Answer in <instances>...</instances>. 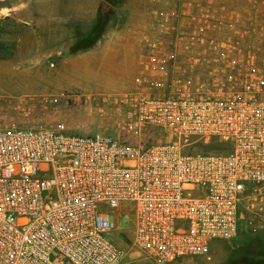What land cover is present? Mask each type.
I'll return each instance as SVG.
<instances>
[{"label":"built area","instance_id":"2783aa9c","mask_svg":"<svg viewBox=\"0 0 264 264\" xmlns=\"http://www.w3.org/2000/svg\"><path fill=\"white\" fill-rule=\"evenodd\" d=\"M181 1L151 5L114 99L134 142L0 125V264H176L264 226V0Z\"/></svg>","mask_w":264,"mask_h":264},{"label":"rangeland","instance_id":"374dc122","mask_svg":"<svg viewBox=\"0 0 264 264\" xmlns=\"http://www.w3.org/2000/svg\"><path fill=\"white\" fill-rule=\"evenodd\" d=\"M103 2L89 0L86 18L72 19L77 25L73 29L76 37L73 43L65 42L66 36H57L50 43L41 40L39 43L32 34H26L22 39L4 35L5 31L17 30L3 28L7 20L15 21L16 17L0 15V125L33 126L65 122L78 133H100L125 142L135 141L134 133L124 128L123 115L117 110L114 99L136 86L141 70L140 54L144 50L143 39L151 21V5L180 0ZM101 8L111 12L103 34L96 41L90 31ZM143 15L147 19L144 23ZM18 31L23 32L25 28ZM112 51L134 54L136 64L130 80L128 75L118 78L113 70L112 56L105 61L107 57L102 54ZM102 62L107 65L105 69H97ZM104 97L108 101L104 102ZM143 131L148 135H159L156 142L164 140L163 132L155 127L149 126ZM223 148L215 142H199L192 150L218 152ZM126 221V218L121 220L122 228H126ZM126 231L127 234L122 233L126 237L122 244L129 249L131 231ZM113 237L121 238L118 231L113 233ZM135 255L130 251L125 264H150L144 259L132 258ZM257 261L264 263V226L259 224L243 225L231 240L214 241L207 256H189L176 264H251Z\"/></svg>","mask_w":264,"mask_h":264},{"label":"crops","instance_id":"0c3cea01","mask_svg":"<svg viewBox=\"0 0 264 264\" xmlns=\"http://www.w3.org/2000/svg\"><path fill=\"white\" fill-rule=\"evenodd\" d=\"M100 1L103 3L104 0ZM0 3L1 15L16 17L15 21L7 20L3 28H16L17 30L15 32L5 31L4 35H12L16 39H22L24 35L32 34L34 38L39 40V43L41 41L50 43L57 36H66L68 39L65 42L73 43L76 39L73 29L77 25L73 23L72 19L82 20V17L83 19L86 18L89 0H0ZM143 18L142 22L144 23L147 19L145 15ZM69 21L72 22L69 23ZM21 27L25 28V31L19 32ZM102 55L107 57L105 61L109 60L108 56L113 57L111 58L113 60L112 66L113 70L117 72L118 78L128 75L130 80L129 77L133 75L134 71L133 65L136 64V58L132 52L112 51ZM130 62H134V64H130ZM106 66L105 62H102L101 66H97V69L102 68L103 70Z\"/></svg>","mask_w":264,"mask_h":264},{"label":"trees","instance_id":"16d2710c","mask_svg":"<svg viewBox=\"0 0 264 264\" xmlns=\"http://www.w3.org/2000/svg\"><path fill=\"white\" fill-rule=\"evenodd\" d=\"M104 4V2H103ZM111 10L103 11L101 10L98 13L97 19L95 24L92 26L90 33L92 34V38L96 41L100 38V36L103 34V29H105L107 23L109 22V14ZM251 264H264L262 261H257L255 263Z\"/></svg>","mask_w":264,"mask_h":264},{"label":"bare ground","instance_id":"6f19581e","mask_svg":"<svg viewBox=\"0 0 264 264\" xmlns=\"http://www.w3.org/2000/svg\"><path fill=\"white\" fill-rule=\"evenodd\" d=\"M0 15H1V10H0Z\"/></svg>","mask_w":264,"mask_h":264}]
</instances>
